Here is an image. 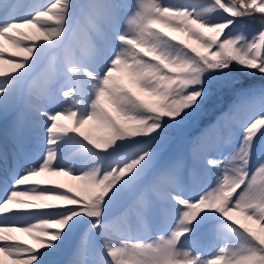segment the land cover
<instances>
[{"label": "snow or ice", "instance_id": "1", "mask_svg": "<svg viewBox=\"0 0 264 264\" xmlns=\"http://www.w3.org/2000/svg\"><path fill=\"white\" fill-rule=\"evenodd\" d=\"M77 8L93 21V41L39 95L25 93L31 71L70 38ZM216 14L220 22L212 19ZM248 23H258V31L246 34ZM155 24L185 33L187 40L153 30ZM21 27H35L41 36L24 42L7 35ZM0 39L27 54L0 52V62L19 69L11 76L0 71V254L15 264H264V160L249 174L258 146L264 149V0H190L181 7L164 0H54L28 14L0 11ZM121 68L138 92L116 83L113 73ZM56 105L60 110L50 114ZM62 115L75 121L71 128L55 123ZM91 121L107 135L94 139L82 131ZM192 128L199 133L194 139ZM69 133H78L100 154L97 159L113 163L103 170H67L55 146ZM126 140L142 145L130 157L120 143ZM180 142L186 151L173 155L170 148ZM32 152L39 159L22 166L19 156ZM43 173L70 176L99 191L85 201L40 186L34 178ZM125 193L128 200L112 215ZM205 211L238 229L242 242L225 243L209 258L198 254L220 233L218 224L201 217ZM157 222L162 230L151 242L125 236L136 225L147 233ZM83 228L61 259L66 240ZM15 233L28 234L39 247Z\"/></svg>", "mask_w": 264, "mask_h": 264}, {"label": "rangeland", "instance_id": "2", "mask_svg": "<svg viewBox=\"0 0 264 264\" xmlns=\"http://www.w3.org/2000/svg\"><path fill=\"white\" fill-rule=\"evenodd\" d=\"M54 2V0H0V11H6L10 8L9 13H17V14H28L29 12H32L33 10L37 8H46L50 5V3ZM74 3L78 5H86L91 2V0H73ZM147 3V0H145ZM153 3L157 2V0H152ZM165 3L171 5V6H187L190 3V0H164ZM199 2H204V0H199ZM77 15V21L78 23L74 26L73 33L71 34L68 41H66L65 45L62 46L60 49L56 50L54 53L46 54L45 57L41 60V62L31 71L29 76L26 78L25 82L23 83L22 87L25 91V93L31 92L35 95H39L43 89H45L50 80L56 78L57 73L62 71L64 66L70 62L75 56L83 52L89 44L93 41L95 32H92L91 26L88 22L91 20L87 16L81 15V9L77 8L76 10ZM46 19V18H44ZM214 21L220 22L222 20L221 14H216L212 17ZM49 23H53L52 20H48ZM153 30H159L160 32H166L169 36H173L176 38V40H187V36L185 33L179 32V31H173L171 28L166 27L162 24H155L153 26ZM246 34L247 33H255L257 31H249L247 30L245 26ZM23 34V35H21ZM7 35L12 36L15 39L22 40L24 42H28L25 38L26 37H40L41 34L37 31L35 27H21L18 30L8 33ZM206 35H212L211 33H206ZM6 43H4V42ZM36 42H40L38 39ZM3 43V44H2ZM12 45H14L11 41L7 39H0V52H3L5 56H12L8 52L11 50ZM3 47V48H2ZM6 47V48H5ZM12 50H18V54H13L15 56H12L14 58H23L27 54L18 49L15 45L12 48ZM20 56V57H19ZM7 63L8 61H2ZM10 63V62H9ZM123 69V68H122ZM126 70H120L118 72H114L113 76L116 80V83L130 88L133 91H137L138 89L135 88L133 85L130 77L127 75ZM124 72V74H122ZM15 74V73H14ZM127 75V76H126ZM1 80V79H0ZM141 95V98L144 99L146 102L155 105L157 103L156 99L153 97L148 96L147 94L138 93ZM94 98V97H92ZM91 102V99H89V104ZM67 106V105H64ZM61 105H56L54 108H49L47 111H49L50 114H55V111L60 110ZM106 107H109V110L111 111L110 106L106 104ZM50 121H48V126H50ZM60 126L71 128L75 121L73 119H68L66 116H61L59 120L55 121ZM100 125L98 122H89V124L85 125L82 131H84L86 134L92 136L94 139H100L107 135L106 130L103 128V126ZM98 129V130H97ZM38 134L42 139V149L46 150L47 145V134L42 129L38 130ZM54 135H62L63 133H53ZM140 138H137L139 140ZM190 139L191 138L190 136ZM64 141H60L56 146L55 150L59 151L58 155V161L65 165L66 167L70 164V159L74 158H80L83 159L85 162V165L87 167L89 166H97L101 168V170L107 168L110 164L113 163V161L110 158H100L97 159V157L100 156L99 153H97L90 145L87 144L86 141L82 140V137H79L78 133H69L68 137H65L63 139ZM124 145H126L127 148V155L130 157L134 151H139V148L142 145H137L136 141L134 140H126L123 142ZM264 143V141H262ZM239 144V141L237 140V146ZM187 143L182 142L181 147H179V144H175L170 148V152L175 155L182 151H186L187 149ZM158 148V146H155ZM23 158H26L27 161H32L39 159V153L38 152H32L28 154H21L19 156V160L22 161ZM127 158V157H125ZM79 160V159H78ZM260 160H264V149H262L260 146H258L256 153L253 155L251 163H250V175L252 171H255V168L258 166V163ZM90 161V162H88ZM76 163H79L78 161ZM84 164V163H83ZM82 164V165H83ZM91 164V165H90ZM35 165V164H32ZM81 165V169L82 168ZM69 170V169H68ZM205 181L209 179V177H204ZM212 180L215 179V174L211 177ZM259 180V179H258ZM54 181V184L52 187H59L62 190L70 191L72 194H75L77 197L81 198L82 200L87 201L89 197H93L98 193V189L89 186V188L85 187V183L81 181L76 180V182L71 183L72 185L77 184L76 187L79 189H68L63 185L61 182ZM40 186H45L43 184H39ZM46 187V186H45ZM77 191V192H75ZM128 200L127 194H122L118 201L116 208L113 209L112 215L115 214V211H119V206L126 202ZM60 203L62 206H69L66 205L64 202H57ZM201 217H203L204 221L206 223L210 222L213 224H218L219 228H223L229 223L226 221L223 217L218 216L214 211H205L201 213ZM23 219H29V217L25 216ZM87 221V218H85ZM252 224V223H251ZM254 225V224H253ZM252 225V226H253ZM90 226V225H89ZM176 225L173 222L171 225L172 228H174ZM254 229H257L258 227L254 225ZM161 225L157 222L153 225L151 231L144 232L138 225L133 226L131 228L130 232H126L125 236L131 238V242H151V239L155 238L157 233L161 231ZM87 231V228L78 229L76 230L74 236L65 242V246L62 249L60 258L63 259L65 255L68 253V249L72 246L73 241L79 242V239L82 237L83 233ZM238 232V229L235 231H232L230 233L228 243H234L236 241L242 242L243 237L236 235ZM96 242H100L99 234L97 233L95 235ZM24 242V241H23ZM25 243V242H24ZM26 244V243H25ZM229 244V245H231ZM28 245V244H26ZM38 245H35L34 248H38ZM222 247L221 245V239L219 236H215L209 240H206L202 246L199 248L200 255L203 258H209L212 255H214L218 249ZM43 251V250H42ZM4 255V254H2ZM12 259L4 255V262L6 264H15V262L11 261Z\"/></svg>", "mask_w": 264, "mask_h": 264}, {"label": "bare ground", "instance_id": "3", "mask_svg": "<svg viewBox=\"0 0 264 264\" xmlns=\"http://www.w3.org/2000/svg\"><path fill=\"white\" fill-rule=\"evenodd\" d=\"M90 19V18H89ZM91 20V19H90ZM89 23V25L91 26V30H92V32H95L94 31V24H93V21L91 20L90 22H88ZM4 42V41H3ZM5 43V42H4ZM3 44V43H2ZM6 44V43H5ZM14 47V45H12V48ZM3 48V47H2ZM6 48V47H5ZM12 48H11V50H9L8 52L10 53V54H18L19 53V51L18 50H12ZM20 57V56H19ZM123 69L121 68V71H122ZM0 71H2L4 74H5V76H11V75H14V73H16V72H18L19 71V69L16 67V65L14 64V63H9V62H7V63H5V62H0ZM126 72V71H125ZM122 74H124V72H122ZM127 76V75H126ZM0 78H2L1 80H3L4 79V77H0ZM93 122H95V121H93ZM102 127V126H101ZM98 130V129H97ZM59 133V132H58ZM55 135H57V134H55ZM62 141H64V140H62ZM56 155H57V158H58V155H59V151H57L56 150ZM79 159V160H78ZM31 161V160H30ZM79 162V163H76V162ZM88 162H90V161H88ZM20 163H21V165L22 166H28L27 165V159L26 158H23V160L22 161H20ZM84 163V164H83ZM85 163L87 164V165H89L88 163H87V161L85 162L83 159H80V158H74V159H70V164L66 167V169L68 170H72V169H76V168H80L81 167V165H82V168H85V167H87V165H85ZM91 163V162H90ZM92 164V163H91ZM90 164V165H91ZM31 166H33V167H35V165H31ZM35 179V181L38 183V184H43V185H45L46 187H52L54 184H49V183H53L54 181H56V179H57V182H61V183H63V185L65 186V187H67L68 189H72V190H75V189H79L78 187H76V185L77 184H74V185H72L71 183H74V182H76V180L75 179H73L72 177H70V176H66V175H51L50 173H43L40 177H36V178H34ZM258 179H261V178H258ZM56 182V183H57ZM81 184H82V181L80 182ZM84 183V182H83ZM89 186L90 185H85V187L86 188H89ZM75 192H77V191H75ZM78 193V192H77ZM236 218H238V219H241V221L242 222H245V221H243V217H240V216H237ZM245 223H247L250 227H252L253 229H254V225L253 224H251V222H245ZM253 225V226H252ZM236 229H235V227L233 226V225H231L230 223H227V225L225 226V227H221L220 228V233H219V238L221 239V245L222 246H224V244L225 243H228V239H229V236H230V233L232 232V231H235ZM255 230H258V228L257 229H255ZM232 234V233H231ZM19 240H21V241H24L26 244H28L29 246H31V247H33L34 248V246L35 245H38L39 246V244L35 241V240H33L32 239V237L31 236H29L28 234H24V233H15L14 234ZM224 236H227L228 237V239L227 240H225L223 237ZM229 244H231V243H229ZM198 254H200V251H199V249H198ZM12 262H14L13 260H11ZM0 264H6L5 262H4V255H2V254H0Z\"/></svg>", "mask_w": 264, "mask_h": 264}, {"label": "trees", "instance_id": "4", "mask_svg": "<svg viewBox=\"0 0 264 264\" xmlns=\"http://www.w3.org/2000/svg\"><path fill=\"white\" fill-rule=\"evenodd\" d=\"M257 15H260L259 13L257 14ZM248 24H251L252 26L250 27L251 29H256V30H258L259 29V26L258 27H255V25L257 24V23H248ZM244 73H242V75H243ZM249 79H252V77H249Z\"/></svg>", "mask_w": 264, "mask_h": 264}]
</instances>
